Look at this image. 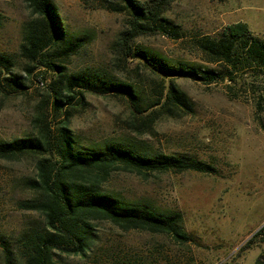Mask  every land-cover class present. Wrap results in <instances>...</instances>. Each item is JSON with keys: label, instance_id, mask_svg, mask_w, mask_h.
<instances>
[{"label": "rangeland", "instance_id": "rangeland-1", "mask_svg": "<svg viewBox=\"0 0 264 264\" xmlns=\"http://www.w3.org/2000/svg\"><path fill=\"white\" fill-rule=\"evenodd\" d=\"M52 1L67 40L79 41L80 47L67 58H51L68 73L95 71L133 85L140 113L131 112L124 94L83 90L81 106L53 115L50 83L55 72L38 62L30 63L28 73L27 60L20 55L22 27L31 17L26 1L0 0V53L11 62L10 72L0 66V141L36 135L37 119L54 126L67 117L68 128L84 146L130 139L147 152L190 155L214 169L154 171L147 176L111 172L102 183L106 192L160 211L181 212L189 240L177 242L165 233L122 230L108 221H95L90 251L84 257L62 254V263L264 264V242L255 237L264 226L263 70H241L232 81L211 84L177 76L174 80L187 94L192 110L149 121L144 118L150 111L146 107L161 100L168 78L144 65L136 54L143 50L168 64L217 68L206 63L197 39L216 36L240 21L264 41V0H174L163 17L178 27L181 36L138 34L129 41L126 55L118 41L129 27L130 15L109 8L111 3L122 5L121 0ZM135 1L146 7L151 0ZM35 159L0 158V264H4L2 241L16 251L25 227L43 225L39 213L19 207L20 201L34 197L25 180L35 177Z\"/></svg>", "mask_w": 264, "mask_h": 264}, {"label": "trees", "instance_id": "trees-1", "mask_svg": "<svg viewBox=\"0 0 264 264\" xmlns=\"http://www.w3.org/2000/svg\"><path fill=\"white\" fill-rule=\"evenodd\" d=\"M25 1L31 17L22 27L20 55L27 60L25 70L28 73L32 68L30 63L38 62L55 72L50 83L53 115L81 106L83 90L124 94L131 112L140 113V105L134 101L137 96L133 85L95 71L68 73L64 65L55 62L51 57L58 60L69 57L80 47V42L67 40L52 0ZM121 1L122 5L111 3L109 8L116 12L125 10L130 15L129 27L120 34L118 41L123 55H126L124 50L128 49L129 41L138 34L157 31L175 39L181 36L178 27L163 17V12L174 0H151L146 7L135 0ZM196 42L206 63L217 64V68L206 64H168L143 50L136 53L145 61L144 65L168 78L161 91V100L146 107L150 111L144 118L154 121L162 114L172 116L178 110H192L187 94L174 80L177 76L203 84L232 81V76L241 70L257 73L263 70L261 76H264V41L254 37L246 23L235 22L216 36H202ZM0 66L6 72L11 70L9 58L1 53ZM37 120L36 135L0 141L2 159L22 155L36 158L35 177L25 180L26 186L34 191V197L20 201L19 207L35 211L43 218L42 226L30 224L21 231L16 251L2 241L4 264H63L62 254L84 257L96 238L95 221H108L122 230L165 233L177 242L189 240L182 227L181 212L160 211L146 202L124 200L106 192L102 183L115 170L147 176L154 171L212 172L211 165L190 155L147 152L130 139L106 140L87 147L79 143L68 128L67 117L54 126L42 118ZM143 124H146L144 119ZM255 237L264 242V226Z\"/></svg>", "mask_w": 264, "mask_h": 264}]
</instances>
